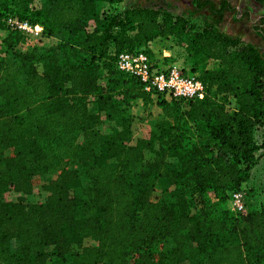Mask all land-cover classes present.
<instances>
[{
    "label": "trees",
    "instance_id": "trees-1",
    "mask_svg": "<svg viewBox=\"0 0 264 264\" xmlns=\"http://www.w3.org/2000/svg\"><path fill=\"white\" fill-rule=\"evenodd\" d=\"M122 1L0 0V264H264V203L247 213L225 206L264 149V56L212 28L249 12L190 0V16L212 21L194 23L161 8L98 9ZM8 14L41 24L53 42L24 48L28 37L2 22ZM251 29L264 39V14ZM183 37L216 65L198 74L202 98H153L115 67L121 52ZM154 100L160 113L133 137L132 104ZM156 178L174 186L172 198L155 195ZM9 189L19 198L4 201ZM36 189L46 197L23 200Z\"/></svg>",
    "mask_w": 264,
    "mask_h": 264
},
{
    "label": "rangeland",
    "instance_id": "rangeland-1",
    "mask_svg": "<svg viewBox=\"0 0 264 264\" xmlns=\"http://www.w3.org/2000/svg\"><path fill=\"white\" fill-rule=\"evenodd\" d=\"M218 1V0H215ZM233 5L237 6L241 12L248 11L249 17L251 19L264 14V6L254 0H230ZM142 6L150 8H161L171 14L173 17L177 16H186L194 23H201L205 19L207 22H212L210 18L203 16L192 17L190 16L191 1L190 0H123L122 2L116 4V7H111L105 3L99 4L98 9L100 11H115L117 13H122L126 9ZM248 14V13H247ZM251 19L247 16L242 19H234L230 13H227L223 22L219 25H212V28L226 34H229L233 37H237L240 40L239 47L253 45L261 51L264 56V39L260 38L252 32L251 29ZM4 31H0V35H3ZM53 42V39L50 37L42 36L40 39L24 40L23 47L30 44H37L39 46H48ZM187 41L183 37L181 40L176 39H156L150 43V49L152 50V58L161 63V64H177L183 67L186 71H189L193 74H201L200 71L204 68H214L216 65L212 60L201 61L199 55H194L190 52L187 45ZM153 46V47H151ZM163 46L166 47H178L177 58H172L168 60L159 55ZM142 47V46H141ZM153 48V49H152ZM155 50V51H154ZM193 62L196 64L193 66ZM234 99L232 96L228 95L229 108H233ZM263 106H264V93H263ZM161 110V105L157 101H153L151 104L143 107L140 102L132 104V113L135 115V121L132 126L133 137H138L140 135H145L150 130L152 126V119L156 117ZM91 111H94V108L91 107ZM264 137V118L256 132L257 142H261ZM77 143L83 141L82 134H79L76 137ZM12 149L6 151V155H12ZM81 168V166H76ZM250 178L244 183L245 190H247V195L245 196V201L247 207L250 210L256 209L259 204L264 203V149H261L257 152L255 156V162L250 170ZM44 177H52L51 174H47ZM82 186H86L89 183L88 176L85 173L81 174ZM155 186V195L162 198H172L174 186L170 184L167 179L156 178L154 180ZM79 196L82 195L81 190L79 189ZM19 194L14 192L12 189L7 190L2 194V199L4 201H13L19 198ZM25 201H36L42 200L46 197V193L41 190H35L32 194L22 196ZM227 208H229L228 201H226ZM230 209V208H229ZM92 240L90 238L85 240L86 244H90ZM159 245V246H158ZM157 246L161 249H169L173 246V242L170 239H165L160 242ZM15 243L11 244V249H14ZM195 264H198L197 262ZM200 264H209L207 258H205L203 263Z\"/></svg>",
    "mask_w": 264,
    "mask_h": 264
},
{
    "label": "built area",
    "instance_id": "built-area-1",
    "mask_svg": "<svg viewBox=\"0 0 264 264\" xmlns=\"http://www.w3.org/2000/svg\"><path fill=\"white\" fill-rule=\"evenodd\" d=\"M112 6L116 7V4ZM110 12L117 14L113 10ZM2 22L9 30L20 31L28 39L37 40L42 37L43 26L41 24L21 20L14 14H8ZM146 46H140L134 51L119 53L115 67L137 78L142 88L153 98L163 97L167 100L176 99L187 102L205 95L206 84L197 74L190 73L177 64L164 65L155 61L147 53ZM244 183L239 189L232 191L228 198L229 208L235 213H247L250 210L245 201L247 190L244 189Z\"/></svg>",
    "mask_w": 264,
    "mask_h": 264
},
{
    "label": "crops",
    "instance_id": "crops-1",
    "mask_svg": "<svg viewBox=\"0 0 264 264\" xmlns=\"http://www.w3.org/2000/svg\"><path fill=\"white\" fill-rule=\"evenodd\" d=\"M151 47H153V46H151ZM176 48H178V47H166V46H163V48L161 49V53L159 52V55L161 54L160 55L161 57L166 58L168 60H171L172 58H177L178 51H177Z\"/></svg>",
    "mask_w": 264,
    "mask_h": 264
}]
</instances>
